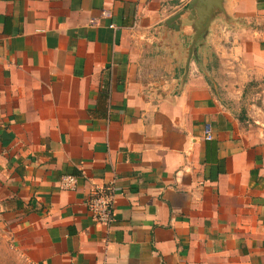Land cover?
Segmentation results:
<instances>
[{
	"label": "crops",
	"instance_id": "1",
	"mask_svg": "<svg viewBox=\"0 0 264 264\" xmlns=\"http://www.w3.org/2000/svg\"><path fill=\"white\" fill-rule=\"evenodd\" d=\"M0 264H264V0H0Z\"/></svg>",
	"mask_w": 264,
	"mask_h": 264
},
{
	"label": "built area",
	"instance_id": "2",
	"mask_svg": "<svg viewBox=\"0 0 264 264\" xmlns=\"http://www.w3.org/2000/svg\"><path fill=\"white\" fill-rule=\"evenodd\" d=\"M101 16L111 17V12L108 9H102ZM91 20V23L94 24L97 21L96 18H92ZM205 138H212L211 126L209 124L205 127ZM77 181V175L66 173L60 176L58 185L60 189L72 191L77 188ZM115 203L116 194L112 184L92 187L85 201L91 218L103 225H109L113 221Z\"/></svg>",
	"mask_w": 264,
	"mask_h": 264
},
{
	"label": "rangeland",
	"instance_id": "3",
	"mask_svg": "<svg viewBox=\"0 0 264 264\" xmlns=\"http://www.w3.org/2000/svg\"><path fill=\"white\" fill-rule=\"evenodd\" d=\"M209 24L206 25L205 27V31L203 30V32L201 34H199L198 36H195L192 40L193 43H195L189 48V55L192 57H196L198 59H209L211 61V63H217L216 59H219L218 56L215 54L214 48L212 45L207 44L205 47L203 48H199L197 46L198 43L204 44L203 42L206 41L207 43V39L210 38L209 36V32L207 30ZM202 39V41H201ZM211 42V40H210ZM219 66V64H216V68ZM213 70L211 69L210 71H205L207 72V78H209L207 80V82L209 83V85L211 86V88L213 90L214 87H216V90L218 92V94L221 96V99L223 100V102L228 101L227 100V95L225 94V90L222 88L223 85H226V83H224V81H219L217 79L213 78ZM248 88V89H247ZM247 88L245 87V92L241 98V100L236 103L233 104V108L236 109L237 111L239 110V108L241 107H245L247 105V102H260L262 99V93H261V89H262V85H261V81H258V83H253L252 85L248 86Z\"/></svg>",
	"mask_w": 264,
	"mask_h": 264
},
{
	"label": "water",
	"instance_id": "4",
	"mask_svg": "<svg viewBox=\"0 0 264 264\" xmlns=\"http://www.w3.org/2000/svg\"><path fill=\"white\" fill-rule=\"evenodd\" d=\"M200 1H203L204 2L205 6L207 8V17H209L210 14H211L212 6L214 4H217L218 3V0H200ZM205 25H207V21L205 22Z\"/></svg>",
	"mask_w": 264,
	"mask_h": 264
}]
</instances>
